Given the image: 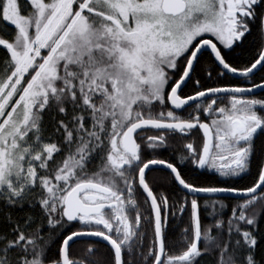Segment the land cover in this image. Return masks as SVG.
Masks as SVG:
<instances>
[{
    "label": "snow or ice",
    "instance_id": "1",
    "mask_svg": "<svg viewBox=\"0 0 264 264\" xmlns=\"http://www.w3.org/2000/svg\"><path fill=\"white\" fill-rule=\"evenodd\" d=\"M0 264H264V0H0Z\"/></svg>",
    "mask_w": 264,
    "mask_h": 264
},
{
    "label": "trees",
    "instance_id": "2",
    "mask_svg": "<svg viewBox=\"0 0 264 264\" xmlns=\"http://www.w3.org/2000/svg\"><path fill=\"white\" fill-rule=\"evenodd\" d=\"M260 94V93H259ZM149 134H153L152 132H149ZM197 142H199L200 133H195L194 134ZM182 147V142L179 141V139L177 140V143L175 145H173L172 147H169L167 150H161L160 155L163 158H171L174 154V149H179ZM201 173H204L203 175H201ZM162 175H166V173L164 172L163 169L161 168H154L153 172L149 173V178L151 179L152 176H162ZM189 178H197L199 183L201 185L204 186H210V185H217L219 181H223L224 178H218L217 176H215L211 171L209 170H197L196 172H192ZM240 183H247V179H245L244 181H240ZM177 195H183V193H180L179 191H177ZM212 200V199H221L224 200L225 204L227 205H231L233 203H235V199L234 198H229V197H213V198H201V204L203 205V200ZM228 212H230V208L225 209V213L227 214ZM201 216H202V220L204 223L208 222V214L207 211L204 210L203 206L201 209ZM187 218V214L185 215V220ZM175 225H179L180 228L184 227V223L180 221L179 218L173 220L171 217L169 218V228H170V235L171 233V228ZM177 231H179V229H177ZM148 243V239L145 240V245L147 246ZM101 251H103V246H101Z\"/></svg>",
    "mask_w": 264,
    "mask_h": 264
},
{
    "label": "water",
    "instance_id": "3",
    "mask_svg": "<svg viewBox=\"0 0 264 264\" xmlns=\"http://www.w3.org/2000/svg\"><path fill=\"white\" fill-rule=\"evenodd\" d=\"M156 168H161V167L157 166ZM202 197L203 198H213V197H229V198H233L232 194H229V193H220V194H215V195H213V194H201V198Z\"/></svg>",
    "mask_w": 264,
    "mask_h": 264
},
{
    "label": "flooded vegetation",
    "instance_id": "4",
    "mask_svg": "<svg viewBox=\"0 0 264 264\" xmlns=\"http://www.w3.org/2000/svg\"><path fill=\"white\" fill-rule=\"evenodd\" d=\"M201 134V133H200ZM202 135V134H201Z\"/></svg>",
    "mask_w": 264,
    "mask_h": 264
}]
</instances>
